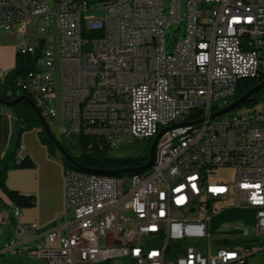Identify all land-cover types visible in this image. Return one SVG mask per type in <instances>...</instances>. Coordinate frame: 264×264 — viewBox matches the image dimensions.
I'll return each mask as SVG.
<instances>
[{
    "label": "built area",
    "instance_id": "built-area-1",
    "mask_svg": "<svg viewBox=\"0 0 264 264\" xmlns=\"http://www.w3.org/2000/svg\"><path fill=\"white\" fill-rule=\"evenodd\" d=\"M90 7L103 17H89ZM3 32L21 39L17 53L38 56L19 84L62 138L84 135L114 150L117 138L154 141L170 130L151 171H66L65 215L46 228L22 224L23 210L12 207L18 232L0 244V256L249 264L261 251L213 233L211 222L228 209L250 210L251 228L264 238V98L213 117L234 102L242 79L264 74V0H187L185 8L184 0H0ZM225 170L231 182L217 177Z\"/></svg>",
    "mask_w": 264,
    "mask_h": 264
},
{
    "label": "trees",
    "instance_id": "trees-1",
    "mask_svg": "<svg viewBox=\"0 0 264 264\" xmlns=\"http://www.w3.org/2000/svg\"><path fill=\"white\" fill-rule=\"evenodd\" d=\"M107 1V0H103ZM38 64V56L20 55L16 53L15 65L13 70L7 75L4 82L0 80V100L13 101L21 95L29 97V91L19 84V80L28 79L31 74L36 71ZM264 83V74L259 72L255 77L242 79L237 88L234 101L240 99L250 90ZM31 99V97H29ZM264 98V88L254 93L251 97L246 99L238 109L253 107L257 105ZM3 109L11 110L18 123L17 140L12 151L5 153L6 146L9 141V119L2 111ZM33 128L41 129L39 119L34 109L25 101L18 103L12 107L0 105V192L7 198L10 206H7L0 198V212L9 211L10 220L14 224L11 214L12 207H19L21 209H30L36 205V197L32 195H23L17 191L10 190L7 185V176L10 170H33L36 168L33 160L26 156L22 160L16 158V152L19 149L20 135L23 131L31 130ZM40 142L46 146L49 156L52 158H59L63 163L65 170L77 171L82 173H93L92 170L100 172H114L125 169H135L144 167L149 161L150 147L143 149L139 154L128 157H112V149L103 145L101 148L99 142L92 137L80 135L78 150L79 154H72L69 147H63L70 153L75 161L83 170L75 168L67 160L63 159L56 149L54 143L48 138L44 131L39 132ZM4 154V155H3ZM150 169V168H149ZM149 169L145 171H149ZM141 172L117 175L115 177H132ZM97 174V173H95ZM100 175V174H99ZM225 223H242L248 227H254L255 213L250 210L243 209H228L217 215L211 222L212 232L215 233ZM1 244V239H0Z\"/></svg>",
    "mask_w": 264,
    "mask_h": 264
},
{
    "label": "crops",
    "instance_id": "crops-1",
    "mask_svg": "<svg viewBox=\"0 0 264 264\" xmlns=\"http://www.w3.org/2000/svg\"><path fill=\"white\" fill-rule=\"evenodd\" d=\"M2 111L4 112V109ZM36 134L34 131L29 135L21 134L20 140L23 144L17 154L18 160L24 156H29L35 163L36 168L28 173L15 172L22 179V186L10 183V177L12 176L10 172L7 176L6 185L10 190L36 197L35 207L22 209L21 223L24 225L37 224L40 228H46L60 221L65 215L66 170L59 158L49 156L47 148L41 144ZM5 150V153L10 151V141H8ZM20 174L25 175L20 176ZM25 181L28 182L27 186ZM0 198L7 206H10L9 201L1 192ZM9 217V211L0 212L1 244L10 238L12 232H18L16 224H13ZM33 260L37 259L27 255L0 256V264H34Z\"/></svg>",
    "mask_w": 264,
    "mask_h": 264
},
{
    "label": "rangeland",
    "instance_id": "rangeland-1",
    "mask_svg": "<svg viewBox=\"0 0 264 264\" xmlns=\"http://www.w3.org/2000/svg\"><path fill=\"white\" fill-rule=\"evenodd\" d=\"M186 1L184 0V8L186 6ZM97 18L103 17L104 13L103 12H98L96 14H92L90 16ZM98 15V16H97ZM179 28V25H174V27L171 30H167V39L169 42H174V33L177 31ZM182 33L181 36L179 37V40H182ZM21 42V39L18 38L14 33H0V77L3 75L8 74L11 72L14 68L15 65V56L17 53V47L19 43ZM4 113L9 119V130H10V151L14 149L15 143H16V133L18 130V123L16 121V116L15 114L9 110V109H4ZM37 133V137L39 138V132L41 129L38 128H33L31 130H26L23 131L22 134H27L29 135L30 133ZM53 133L56 135V137L67 147L70 148L72 154L78 155L79 150H78V143H79V135L73 134L70 138L64 139L61 137V135L58 132L57 127L53 128ZM21 136V135H20ZM19 149L16 152V158L17 154L20 152L21 145V140H19ZM40 141V139H39ZM118 145L116 148L112 151L111 156L112 157H128V156H133L136 154H139L140 151L143 149H146L148 147H151L153 140H135L132 137H120L116 139ZM42 144V143H41ZM43 145V144H42ZM44 146V145H43ZM46 147V146H45ZM150 152V151H149ZM25 157V156H24ZM23 157V158H24ZM22 158V159H23ZM21 158L19 160H22ZM33 170H10L8 174L11 172L12 176L10 177V183L13 185H21L23 184L22 179L18 176L19 174H15V172H20V173H28ZM14 173V174H13ZM25 175V174H20ZM217 177L221 179L224 182H231L234 179V173L231 170H225V171H219L217 174ZM26 182V186L28 185V182ZM25 186V185H24ZM9 216V215H8ZM234 229H241V235H233L232 230ZM219 230L226 235L227 239L230 240H236L239 242H243L246 244H251L252 248H257L261 250L257 254H255L253 257L249 259V264H264V238L259 237L257 235V232L252 229L251 227H248L242 223H225L223 224ZM250 238L254 239L253 242L249 241ZM34 264H44L42 261L39 260H33Z\"/></svg>",
    "mask_w": 264,
    "mask_h": 264
},
{
    "label": "water",
    "instance_id": "water-1",
    "mask_svg": "<svg viewBox=\"0 0 264 264\" xmlns=\"http://www.w3.org/2000/svg\"><path fill=\"white\" fill-rule=\"evenodd\" d=\"M262 88H264V83L258 85L257 87L253 88L252 90H250L247 94H245L243 97H241L240 99L234 101L231 105H229L227 108L215 113L213 115V117H218L221 116L223 114L229 113L235 109H237L240 105H242V103L248 99L249 97H251L254 93L260 91ZM25 101L26 103H28L35 111L39 122H40V126H41V131H44L45 134L48 136V138L54 143V145L56 146L57 151L59 152V154L61 155V157L65 160H67L71 165H73L75 168L83 170V168H81L79 166V164L75 161V159L73 158V156L67 152V150L63 147L61 141L56 137V135L53 133L51 127L47 124V122L45 121L44 117L41 115V113L39 112V110L37 109L35 103L32 101V99H30L28 96L25 95H21L18 98H16L13 101H6V100H0V105L6 106V107H12L17 105L20 102ZM198 116L202 115V113H198ZM200 121L195 122V123H187L186 125H191V124H199ZM174 126L173 128L178 127ZM170 129H166L163 132H161L153 141L151 147H150V153H149V161L148 163L141 168H135V169H125V170H120V171H114V172H100V171H96V170H92L93 173H97L100 175H106V176H117V175H126V174H132V173H137V172H143L147 169H149L153 163V159H154V155H155V150L157 147V144L160 140V138L164 135L165 132H167Z\"/></svg>",
    "mask_w": 264,
    "mask_h": 264
},
{
    "label": "bare ground",
    "instance_id": "bare-ground-1",
    "mask_svg": "<svg viewBox=\"0 0 264 264\" xmlns=\"http://www.w3.org/2000/svg\"><path fill=\"white\" fill-rule=\"evenodd\" d=\"M115 1L116 0H107V1H103V3H115ZM98 12H99L98 7H90L88 9V16L92 17L90 15L96 14ZM93 17H94V15H93ZM55 100H64V93L63 92H55ZM262 120H264V112H262ZM157 164H158V157H154L152 165H157ZM149 171H151V167H150ZM72 172H77V171H72ZM83 174H93L94 177H101V175L95 174V173H83ZM120 178H127V177H120ZM16 227L18 230V225H16Z\"/></svg>",
    "mask_w": 264,
    "mask_h": 264
}]
</instances>
